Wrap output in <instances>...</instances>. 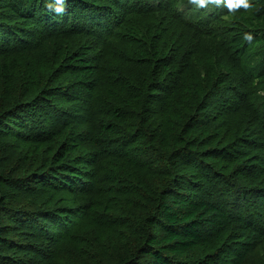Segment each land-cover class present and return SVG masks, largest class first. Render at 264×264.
Segmentation results:
<instances>
[{
  "label": "trees",
  "instance_id": "trees-1",
  "mask_svg": "<svg viewBox=\"0 0 264 264\" xmlns=\"http://www.w3.org/2000/svg\"><path fill=\"white\" fill-rule=\"evenodd\" d=\"M143 2L145 0H137L136 3ZM95 3L96 0H67L65 8H74L69 10V14L70 17L76 18L75 10L78 8H75L76 6L96 5ZM252 5V18L264 23V0H252ZM5 6L10 8L8 15L3 14ZM57 6L58 0H0V56L9 57L13 50L20 49L24 52L32 49L27 48L26 42L31 33L30 31L26 33V26L30 21L34 24L41 19L51 20L60 16L61 13L56 11ZM150 7L146 9L136 7L134 10L143 13L150 10ZM209 8L202 14L198 11L197 17L210 25H213L218 17L221 19L226 17L229 12L228 7L223 4H210ZM197 10L199 9L189 3V0H170L165 3L163 9L180 24L179 26L186 27L190 24L183 21L191 20L188 13ZM121 18V14H118L113 21L120 25ZM13 19L23 21V26H13L9 22ZM216 24L218 30L219 23ZM122 25L123 23L120 27ZM54 27L52 24L49 29ZM134 29H130L132 35L129 34L128 28L124 29V32L136 41L139 39L144 41L141 33ZM120 30L123 29L120 28L117 32L112 30L106 34L107 45L119 39ZM221 32L223 33V30ZM251 33H254L251 42L245 41L244 35H238L231 44L227 38L224 43L230 47L228 51L233 46L236 55L232 52L231 55L240 62L243 61L242 67L245 71L264 73V32ZM32 42L37 41L32 39ZM260 42L262 45L259 49L256 52L251 51V47ZM138 53L140 56L137 59L142 61L141 64L149 61L150 54L142 49ZM69 57L70 55L67 56ZM154 58L151 62L153 59L165 60V56L158 54ZM71 63H75L73 73L80 78L78 81L84 76L105 74L86 53L81 55L74 53ZM159 65L160 78L177 70L173 62ZM18 66L15 60L9 61L8 58L0 60V91L3 92L0 105V258L5 249L3 245L10 244L8 234L12 228L4 224L3 219L14 215L16 207L21 205L19 202L23 203V206H19L23 211V218L28 219L27 223H34L32 225L36 226L43 223L49 226L47 222L50 219L57 223L51 216L63 217L71 212L74 206L80 208L82 204L87 214L96 213L100 210L101 204L91 200L92 189L99 184L101 177L109 178L117 192L116 202L103 201L105 220L98 224L96 233L89 235L88 241L94 249L93 253L103 257L101 264H188L182 257L193 248L206 245L209 238L212 239L209 232L211 226L228 225L229 213L224 204L228 203V199L214 201L205 194L196 197L190 191L200 186L194 184L191 178L192 181L179 172L173 176L167 175L154 165L156 161L167 165L175 153H180V157L186 155L187 159L194 163L200 151L214 150L209 137L217 131H219L217 136H221L219 128L227 124L217 123L224 115L221 111L214 112V95H211V100L208 101V95H204L201 101L198 94L187 96L181 103L176 104V100L174 104L172 94L175 90L162 86L154 90L155 94L158 93L156 90L160 91L155 101L153 100L155 106L160 105L159 108L156 107L157 112L147 108L145 114L147 116L143 118L128 108L115 110L112 107V118L97 123L98 131H94L95 127L83 128L76 122L78 113L74 117L70 110H65L67 105L60 104V98H64L71 103L75 102L79 107L77 111H82L80 107L82 98L77 93L74 94L75 97L69 98L61 91L56 86L59 81L56 73L48 75L46 72L40 77L35 72L26 75L24 70L25 74L15 79L14 75L20 71ZM61 73L68 74L69 71ZM156 86L160 87L158 84ZM87 87L88 91L93 90L91 84ZM118 90L125 96L122 99L116 94L117 99L131 105L130 107L133 108L134 105V108L140 106L144 108L147 105V101L141 100L139 94H130L126 90V84L117 86L114 83L108 88L109 93ZM8 92L10 95L14 94L15 98L7 96ZM62 95L66 98L61 97ZM34 101L36 104L31 105L30 103ZM210 103L213 114L209 116L207 112L211 107ZM150 105L151 103L148 106ZM261 105L260 111L254 115L259 119L260 116L264 117V97ZM206 133L210 135L202 136ZM14 143L19 147L18 156L12 153L9 161L4 160L3 155L12 149ZM153 155L157 158L154 161ZM106 157L109 159L105 165ZM16 161L20 163L16 165ZM152 161V172L147 173L146 170H149ZM207 178L212 183L216 179ZM28 180L37 182L35 186H38V190H35ZM151 184L159 193L156 198L147 196V189ZM214 184L215 187L218 186V183ZM48 191L53 194L50 195L53 197L51 202L55 203L51 209L44 208L49 205H45L43 201ZM24 195H28L30 200ZM67 204L71 205L69 206L71 211L56 209L58 206L64 208ZM117 204H121V208L117 207ZM109 217H113V220ZM42 228L39 226L36 230L41 233ZM91 236L94 239L90 240ZM240 249L245 248L242 246ZM248 249L250 247L244 250L245 254ZM244 252H236L237 264L242 263ZM10 256L4 259L12 264L19 263L18 258ZM95 258L91 256V262L88 264H98ZM201 263L206 262L193 264Z\"/></svg>",
  "mask_w": 264,
  "mask_h": 264
},
{
  "label": "rangeland",
  "instance_id": "rangeland-1",
  "mask_svg": "<svg viewBox=\"0 0 264 264\" xmlns=\"http://www.w3.org/2000/svg\"><path fill=\"white\" fill-rule=\"evenodd\" d=\"M146 1L137 4V0H96V5L76 6L75 8L78 7L75 10L76 18L70 17L69 14V10L74 8H65L64 15L61 14L55 19H41L34 24L30 21L26 26V33L30 31L31 37L26 43L27 48L32 49L24 52L20 49L13 50L9 57L0 56V60L8 58L9 61L15 60L19 65L20 71L14 75L15 79L20 75L22 77V74H25L24 70L26 75L35 72L40 77L46 72L48 75L56 73L55 76H59L56 86L69 98L75 97L74 94L77 93L82 98L80 103L82 111H77L79 107L75 102L71 103L64 98H60V104L67 105L65 110H70L74 117L78 113L76 122L83 128L95 127L94 131H98L97 123L112 118V107L115 110L128 108L143 118L147 116L145 115L147 108L157 112L160 105L155 106L153 100L155 101L160 91L156 90L158 93L155 94L154 90L162 86L175 90L172 94L174 104L176 100V104L181 103L187 96L198 94L201 101L204 95H208V101L211 100V95H214L213 110L215 113L221 111L224 115L217 123H227L226 126L219 128L221 136H217L219 132L217 131L209 137L214 150L198 151L199 156L194 163L190 162L186 155L180 157V153H175L167 165L158 161L154 162V165L167 175L173 176L179 172L185 174L189 180L192 179L194 184L200 186L190 191L196 197L205 194L214 201L228 199V203L226 201L224 203L229 213L228 225L211 226L209 232L212 239L209 238L206 245L197 246L182 257L185 263L205 261V264H237L236 252H244L250 247L246 254L244 252L245 257L241 264H264V117L260 116L259 119L258 116H254L262 106L264 73L245 71L242 67L243 61L240 62L231 55V52L236 55L233 46L228 51L230 47L224 43L227 38L231 44L236 36L244 35L246 32H264V23L252 18V7L248 9L240 7L229 10L226 17L222 19L218 17L214 24L210 25L197 17V12L202 14L208 11L210 9L208 6L188 13L191 20L183 22L190 26H179L175 19L163 11L165 3L170 0ZM149 6L150 10L143 13L134 10L136 7L146 9ZM4 10V15L10 13L9 6H5ZM118 14L122 16L120 20L123 23L122 27L121 23L119 25L113 21ZM9 22L13 26H23V21L13 19ZM216 23H219L218 30ZM52 24L55 25V29H49ZM120 28L123 30H120L119 39L107 45L106 34L112 30L117 32ZM126 28L129 29L130 35L131 28L138 30L145 42L130 38L124 32ZM32 39H36L37 42H32ZM260 45L261 42L256 43L251 47V51L256 52ZM140 49L151 55L148 62L141 64L142 61H138ZM74 53L80 55L86 53L105 74L84 76L78 81L80 78L73 73L75 63H71ZM157 54L165 56V60H154ZM152 58L154 59L151 62ZM168 62H173L177 70L160 78L161 70L158 64ZM244 62L246 66V60ZM65 70L69 73H61ZM114 83L117 86L126 84V90L130 94H139L141 100L147 101V105L144 108L141 106L134 108L133 105L132 108L131 105L123 103L115 96L119 94L120 98L124 99L125 95H121L120 90L108 92L109 86ZM89 84L93 86V90L89 89L91 92L88 91ZM157 84L160 87L156 86ZM2 96L1 90L0 105ZM7 96L15 98V95H10L9 92ZM30 104L35 105L36 102ZM207 113L209 116L213 114L212 106ZM206 135L210 134H202ZM253 140L255 141L251 142ZM11 148L3 155L4 160L9 161L12 153L18 156V145L14 143ZM108 159L109 157H106L104 160L105 165ZM152 159L153 161L157 159L156 155H153ZM153 161L149 164L147 173L152 172ZM19 163L15 162L16 165ZM207 177L216 179L212 183ZM97 180L99 181V178ZM182 180L186 181L185 178ZM28 182L38 190V186H35L37 182L33 180ZM84 182L87 183L86 180ZM214 182L218 183V186L215 187ZM111 184L109 178L101 177L99 184L92 189L91 200L101 204L98 212L87 214L83 204L80 208L74 206L72 211L69 210L70 204L64 208L58 206L57 210L71 212L63 217L51 216L57 223L52 222V219L49 221L45 219L49 226L45 223L39 225L43 227L42 234L36 230L39 226L27 223L28 219L23 218V211L19 207L23 206V203L19 202L21 205L16 207L14 215L3 219L4 224L12 228L8 234L10 244L3 245L5 249L0 264H9L10 262L4 258L11 257L10 255L19 259V263L16 264H88L91 262V256L96 257L95 261L101 264L103 257L93 253L94 249L88 240L91 233H96L98 224L105 220L103 201L116 202L117 192L115 186ZM147 190L148 198L158 197L159 193L152 184ZM49 193L44 195L43 201L45 205L49 204L44 208L51 209L55 203L51 202L53 197L50 195L53 194ZM117 207L121 208V204H117ZM109 218L113 220V217ZM129 218L131 220V217ZM92 239L94 238L91 236L90 240ZM242 246L245 249H240Z\"/></svg>",
  "mask_w": 264,
  "mask_h": 264
},
{
  "label": "clouds",
  "instance_id": "clouds-1",
  "mask_svg": "<svg viewBox=\"0 0 264 264\" xmlns=\"http://www.w3.org/2000/svg\"><path fill=\"white\" fill-rule=\"evenodd\" d=\"M66 3L67 0H58L56 11L62 14L65 11ZM189 3L198 9L207 8L210 4H223L224 6L228 7L230 11L239 9L240 7L245 9L253 7L252 0H189ZM243 39L245 41L251 42L254 39V34L251 32H246L244 33Z\"/></svg>",
  "mask_w": 264,
  "mask_h": 264
}]
</instances>
